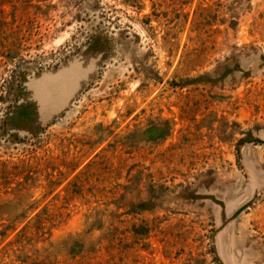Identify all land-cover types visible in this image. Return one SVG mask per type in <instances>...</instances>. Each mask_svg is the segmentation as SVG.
Returning <instances> with one entry per match:
<instances>
[{"label":"rangeland","instance_id":"374dc122","mask_svg":"<svg viewBox=\"0 0 264 264\" xmlns=\"http://www.w3.org/2000/svg\"><path fill=\"white\" fill-rule=\"evenodd\" d=\"M0 264H264V0H0Z\"/></svg>","mask_w":264,"mask_h":264}]
</instances>
